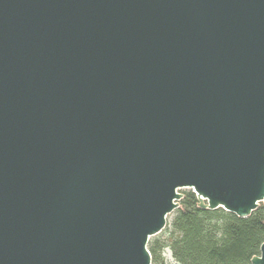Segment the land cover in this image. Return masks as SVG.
<instances>
[{"label": "water", "instance_id": "obj_1", "mask_svg": "<svg viewBox=\"0 0 264 264\" xmlns=\"http://www.w3.org/2000/svg\"><path fill=\"white\" fill-rule=\"evenodd\" d=\"M182 189L264 203V0H0V264H152Z\"/></svg>", "mask_w": 264, "mask_h": 264}, {"label": "trees", "instance_id": "obj_2", "mask_svg": "<svg viewBox=\"0 0 264 264\" xmlns=\"http://www.w3.org/2000/svg\"><path fill=\"white\" fill-rule=\"evenodd\" d=\"M181 193L170 228L148 242L152 264H251L264 242V203L241 218L220 207L201 209L195 192Z\"/></svg>", "mask_w": 264, "mask_h": 264}, {"label": "rangeland", "instance_id": "obj_3", "mask_svg": "<svg viewBox=\"0 0 264 264\" xmlns=\"http://www.w3.org/2000/svg\"><path fill=\"white\" fill-rule=\"evenodd\" d=\"M181 192V191H180ZM172 217H173V214H171V215H169L168 217H167V221H166V227L163 229V231L164 230H166V229H169L170 228V223H171V220H172ZM168 250H165L164 251V253H163V256H164V258H166V260L168 261V262H172V258L170 257V255L168 256V252H167Z\"/></svg>", "mask_w": 264, "mask_h": 264}, {"label": "bare ground", "instance_id": "obj_4", "mask_svg": "<svg viewBox=\"0 0 264 264\" xmlns=\"http://www.w3.org/2000/svg\"><path fill=\"white\" fill-rule=\"evenodd\" d=\"M168 252V256L170 255V253H169V251H167Z\"/></svg>", "mask_w": 264, "mask_h": 264}]
</instances>
